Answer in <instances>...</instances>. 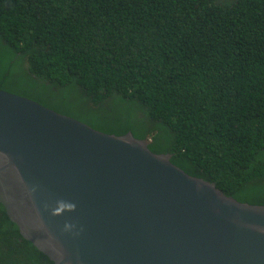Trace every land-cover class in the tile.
Here are the masks:
<instances>
[{"label":"trees","instance_id":"16d2710c","mask_svg":"<svg viewBox=\"0 0 264 264\" xmlns=\"http://www.w3.org/2000/svg\"><path fill=\"white\" fill-rule=\"evenodd\" d=\"M0 89L264 204V0H0ZM0 264H53L1 203Z\"/></svg>","mask_w":264,"mask_h":264},{"label":"water","instance_id":"95a60500","mask_svg":"<svg viewBox=\"0 0 264 264\" xmlns=\"http://www.w3.org/2000/svg\"><path fill=\"white\" fill-rule=\"evenodd\" d=\"M149 143L0 89V203L53 264H264V204ZM58 199L75 210L52 215Z\"/></svg>","mask_w":264,"mask_h":264},{"label":"clouds","instance_id":"9594fccd","mask_svg":"<svg viewBox=\"0 0 264 264\" xmlns=\"http://www.w3.org/2000/svg\"><path fill=\"white\" fill-rule=\"evenodd\" d=\"M35 190V189H33ZM47 207V205H46ZM76 205L72 202L66 201L64 199H58L55 201V207L51 208V214L56 216V215H61L62 213L68 211H74L75 210ZM65 229H69L72 227V225L70 224H65L64 225Z\"/></svg>","mask_w":264,"mask_h":264}]
</instances>
